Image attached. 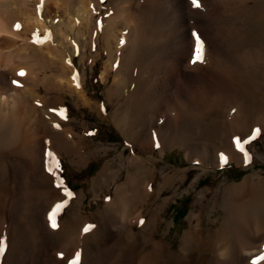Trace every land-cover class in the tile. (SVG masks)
<instances>
[{"label":"rangeland","instance_id":"obj_1","mask_svg":"<svg viewBox=\"0 0 264 264\" xmlns=\"http://www.w3.org/2000/svg\"><path fill=\"white\" fill-rule=\"evenodd\" d=\"M156 1H133L116 35L118 41L133 38L131 54L123 61L125 42L122 55L114 54L117 59L102 79L108 59L104 22L116 15L121 0H0V23L20 35L28 23L26 14H41L46 4L71 19H54L59 30L48 22L46 41L51 46L65 42L63 60L41 55L0 70V92L11 93L17 113H25L12 128L0 131V239L5 241L0 264H79L87 247L103 245L107 233L118 228L123 231L110 241L120 256H133L132 264L148 254L149 264H212L218 251L231 252L230 239L242 238L251 225L264 229V0H248L251 8L243 14L238 4L225 5V0H198L195 7L193 0H184L187 26L201 19L205 36L188 37L190 59L183 69L198 65L206 75L197 81L174 80L183 102L179 104L174 84L163 93L168 103L161 108L158 85L166 71L156 67L167 51L173 52L169 39L174 23L163 14L170 6L155 7ZM95 3L101 4L96 12ZM146 3L156 9H142ZM84 7L94 11L91 20L79 16ZM253 8L263 10L256 13ZM9 34L0 33V52L38 42ZM197 39L212 45L202 63L192 62ZM244 52L252 55L248 63L241 59ZM119 66L124 69L120 85L113 83ZM60 77L78 80L83 98L67 89L65 79L59 86L55 81ZM167 124L175 125L170 130ZM234 138L248 143L243 147L237 140L235 146ZM47 152L59 166L54 171L61 188L46 171ZM229 164L232 168H223ZM127 183L129 216L140 215L133 225L136 239L129 246L124 240L129 226L110 221L116 186ZM230 186L239 188L234 195L238 199L232 200L229 236L221 231L229 223L224 196ZM56 205L53 229L48 214ZM243 240L232 261L225 258L222 264H264L257 259L264 256V231L249 253ZM159 242L172 251L160 256Z\"/></svg>","mask_w":264,"mask_h":264},{"label":"bare ground","instance_id":"obj_2","mask_svg":"<svg viewBox=\"0 0 264 264\" xmlns=\"http://www.w3.org/2000/svg\"><path fill=\"white\" fill-rule=\"evenodd\" d=\"M34 1H36L37 3H44L46 0H34ZM56 1L57 0H52L53 3H56ZM121 1L123 3H121L122 5L118 9V12H115L116 15L110 17L109 19H107L104 22V23H106V24H104V26L106 25V27L104 29V44H106V46H107L106 51L108 52V59H107V62L105 64V68H104L105 70L101 72L102 74L100 77L102 79H105L106 74L111 69L114 60L117 59V58L115 59L114 54L118 53L119 55H122L121 46L126 42L125 45L127 47V53L123 58V61H126V58H128V56L131 54V53L129 54V52H130V50H131L130 48L132 47L133 42H134L133 38L130 37L128 40L125 38H124L125 40L121 39V40H124V43H121L120 42L121 40L119 39L120 41H118V37L116 36L117 33L119 34V31L121 29L119 26L122 25L125 17L129 16L130 8H131L134 0H121ZM147 1H149V0H147ZM247 1L248 0H225L224 3L227 2V3H232V4L233 3L238 4L239 10L243 14L244 12H247L246 8H248V7L251 8V6H249L247 4ZM11 2H14V1H11ZM221 2H223V1H221ZM148 3L150 4V2H148ZM155 3H157V4H155L156 6L154 5L155 7H158L159 4L163 5L166 3L170 6L171 10H169V8H168V9L164 10V12L163 11L162 12H163L165 17L171 19L174 23L173 32L170 34V39H169V44L171 45L173 52L170 55L167 51L166 55L160 59V61L158 62L159 65L157 64V67H156L158 71L161 69L162 70L164 69L166 71L163 78L161 80H159V85H158V93H159L158 97L160 99L159 108H161L166 103H168V95L167 96L163 95V93L166 91H171L174 88V84H175L174 80H177V78H179V79L182 78L183 80L180 79L182 82H186L189 80L197 81V80H201L204 77V75H206V71L198 69V67H199L198 65H194L193 68H191L192 69L191 71H185L183 69L184 65L186 64L185 61H187V59L189 58L188 56L190 55L189 54V42L190 41H189L188 37L190 36V39H191V37H193V38L198 37L199 38L200 36H205V34H204L205 28H203L202 22H200L201 19L200 20L199 19H193L194 25H192L190 27H188L189 25L187 26V24H186V16H187V8L186 7L187 6L185 5L184 0H157ZM227 3H225V5H227ZM149 4H147V3L144 4L142 6V9L149 10V11L156 9V8H154V6H151ZM21 5H22V8H23V5L26 7V2L22 1ZM51 5L52 4H49V5L46 4V7L45 6L43 7L44 12H42L41 14H39V13L38 14L37 13H35V14L27 13L26 14L27 8L26 9L24 8V10L26 11L25 14L27 15L25 20H27L28 23H27L26 27H24V29H22L23 32H21V35L24 37V39H27L29 41L31 40L32 42H33V40L34 41L36 40L38 42H36L37 44H32V43H29L28 41H26L28 43L24 42L21 45H18L17 47H15L14 49L12 48L9 50H7V49L3 50V52L1 51L0 52V70L11 69L14 64L16 66V63H18V64H19V62L24 63V61L26 59H29V60H30V58L35 59L36 56H41V55H43V56L45 55L46 59H48V60H50L52 58H54L53 60H61V58H62L61 52L62 51L60 52V50L62 49L61 45L64 41H60L57 46L49 45V43L46 41V37L50 34V31H49L50 27L48 25V22H50L51 24H54V25H52V26H55L54 29L59 30L60 28H59V26L55 25V23L53 21L54 19H56V18L59 19L60 17H62L63 20L66 19L68 21L69 20L71 21V19L68 17H65L63 15V13H59L57 10L52 9ZM146 5H149V6H146ZM166 5H164V6H166ZM87 6L88 5H86V7ZM94 6H95V9H94L95 12L99 11L101 9L100 3H95ZM258 7H259V5H258ZM88 8H90V7H88ZM2 10H3V8H2ZM262 10H263L262 8H257V9L253 8V10L251 9L252 12H256V13L261 12ZM249 11H250V9H249ZM91 12H92L91 9L85 8V10H83L82 14L79 16L85 17L86 19L91 20V18L93 16L92 13H94V11L92 13ZM206 15H207V13H206ZM188 16H189V14H188ZM187 18H189V17H187ZM80 19H82V18H80ZM3 20L5 21V19H3ZM190 20H192V19H190ZM124 21H126V19ZM24 22H23V24H24ZM59 22H60V20H59ZM115 26H116V28H115ZM122 28H124V27H122ZM1 32L10 33L9 35H11V36H14V35L15 36L16 35L21 36L17 30H15V29L14 30H12V29L8 30V27L2 23H0V33ZM16 37H18V36H16ZM137 37H134V38L136 39ZM110 41H113V43L111 44ZM13 42L11 44H13ZM118 42H120V43H118ZM202 43L204 45V52L207 53L208 55H210L212 45L210 44L209 40H208V43L206 41H204ZM216 54H218V53H215L213 51V56ZM216 56H219V54ZM251 56L252 55L249 52H244L242 54L241 59L244 61V63H248ZM257 56L259 58V55H257ZM35 60H38V59H35ZM62 60H63V58H62ZM25 63H26V61H25ZM35 63H32V66L30 68H32L35 65ZM28 64H31L30 61L28 62ZM27 69H29L28 66H27ZM27 72H30V71H27ZM123 75H124L123 66L122 67L119 66L117 69V72L115 74L113 83L114 84H117L119 82L122 83L123 79H124ZM64 79H65V84H66L65 86L67 87V89H69V90L75 89V91L77 90V92L80 93V96L83 98V94H81V86H80V83L78 80L76 81L74 79L70 80L69 78L60 77V79L58 81H55V82H58L59 86L63 87L62 81ZM120 83L118 85H120ZM3 84L4 83L0 82V85L3 86ZM59 86L58 87L56 86V87L59 88ZM175 88H176V90H175L176 95H178V98H179L178 101H180L179 104L181 105V103L183 102V99H182V95L180 94V89H178L179 88L178 83L175 84ZM5 93L7 94V91H5ZM5 93L0 92V131H1V133L4 130L6 131L8 127H11L12 124L16 123V121L19 122L20 117L22 119L24 116L21 114V113H23V111L17 113V111L15 110L16 102L13 99V95H11V93H10V95H6ZM84 100L86 103H88V100H86V99H84ZM176 100H177V98H176ZM23 114H25V113H23ZM27 114L28 113H26V115ZM51 118H53V117H51ZM39 122H41V121H39ZM170 125L171 124H169L168 127L170 130H172ZM174 125L175 124H173L171 126H173V128H174ZM161 127H162V129H164V126H161ZM130 179H131V172L128 174V177H127V180L130 181ZM130 183H127L126 185H117L116 190H115V192H116L115 197L112 200H110L111 206L115 209L114 212L112 213V215L110 216L111 217V219H110L111 225H114V224L118 225V223H121V224H123V226H124V224L129 226V230L127 232H124V238H125L124 240L126 241L127 246H129L131 243H133V241H135V239H136V236H135L136 233L134 234L133 225H135V223H137V219L140 216V215L138 216L137 214H134L133 216H129L130 212H131V210L129 208L130 207V201L132 200V197L130 195V192H131V186H130L131 184ZM238 188H239L238 186H230L227 189V191L225 192V196H224L225 210L227 213L226 217H227V222H229L226 224H229V225L225 224L224 225L225 227L223 229L221 228L222 229L221 232L227 233L228 235L232 234L229 231V230L232 231V210H233L232 200H234L233 198H237L234 195H237V193H238L237 189ZM253 199H254V197L251 198V200H253ZM251 200H249L248 204L251 202ZM213 201H214V198H213ZM126 215L129 216V220L127 222L126 221L123 222V220H125ZM198 224H199V221L196 220V225H198ZM255 227H252V225H251L250 228H248V230L244 229V230H246L244 232V236L241 238L242 234L240 236L237 235V236H239V238L236 237L237 239H235L234 241H232V239H230V240L228 239V237L230 236L229 235L227 237V239L229 240L228 249H231V252L226 254L227 250L225 251V253H224V251L221 253H219V251H218L217 254L211 258L212 264H222V262H223L222 260L225 258H228L229 260L232 261V255L234 252H236L238 250L240 241L242 239H244L243 240V243H244L243 250L246 249L244 252L249 253L253 244H254V241L256 242V239L264 231V229L259 230V229H256ZM251 228H254V229L251 230ZM121 231H123V229H121V228H118L116 230H111L109 233H107L108 240L103 245H100V246L98 245L94 248L93 247H87L85 249L84 254L81 257V262L79 264H132L133 256L132 257L131 256H120L121 255V253L119 252L120 250L115 249V247H114L115 242L112 243L110 241V238H114L115 236L119 235L121 233ZM228 232H230V233H228ZM107 237H106V239H107ZM231 238H232V236H231ZM78 240H80V239L78 238ZM225 240H226V238L224 239V241ZM74 242L77 243V240H75ZM158 244H159L158 245L159 247H157V248H159L158 254L160 256H166L167 251H172L167 245L165 246L160 242ZM155 246H156V244H155ZM232 246L234 249H232ZM185 251H187V250H184V252ZM182 254L185 255V253H182ZM73 256L75 258L76 255L73 254ZM149 257H150V254H148L147 256H143L141 258V260H139L138 264H149V261H150ZM221 257H222V259H221ZM130 260H131V262H130ZM231 264H232V262H231Z\"/></svg>","mask_w":264,"mask_h":264},{"label":"snow or ice","instance_id":"obj_3","mask_svg":"<svg viewBox=\"0 0 264 264\" xmlns=\"http://www.w3.org/2000/svg\"><path fill=\"white\" fill-rule=\"evenodd\" d=\"M193 4H194V6H199L198 0H193ZM121 43H124V41L122 40ZM204 58H205V56H204V45L199 39H197L196 40V45H195V56H194L192 62L193 63L202 62L204 60ZM22 74L24 75L25 73H22ZM73 78L76 79L75 76ZM12 83H13V85L19 86L17 80H13ZM50 111H53L54 113L56 112L55 109H52ZM53 126L59 128L58 124L53 125ZM237 140L240 141L243 144V147H244V144L248 143V141H247V143H244L245 140H243V138H234L235 146H236V141ZM46 156L49 157V160L46 163V171L53 175V178L56 181L57 188L63 187V184L61 183L59 177L56 176L55 171H54L59 166L56 163L55 159L52 158V153L51 152H47ZM221 159H223V156L221 157ZM58 211H59V207L56 205L53 208V210L48 214L49 224H50V227L53 228V229L57 228L56 214H57ZM141 223H143V221H141ZM83 230L85 232H87V231L90 230V227L86 226ZM4 243H5V241L3 239H0V244L4 245ZM257 259L258 260H264V256L257 257ZM73 264H74V262H73ZM253 264H255V262H253Z\"/></svg>","mask_w":264,"mask_h":264},{"label":"trees","instance_id":"obj_4","mask_svg":"<svg viewBox=\"0 0 264 264\" xmlns=\"http://www.w3.org/2000/svg\"><path fill=\"white\" fill-rule=\"evenodd\" d=\"M88 168H93V166H90V167H88ZM223 168H232V164H229V165H225V166H223ZM239 174H244V171L243 172H239ZM203 181L204 180H200L199 182H198V185H201L202 183H203ZM185 201H187V199H185ZM185 215V210H184V212L182 213V215H181V217H183ZM176 217V216H175ZM180 217V218H181Z\"/></svg>","mask_w":264,"mask_h":264}]
</instances>
